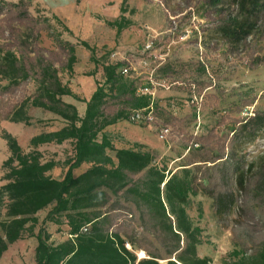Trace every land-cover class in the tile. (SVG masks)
<instances>
[{
	"label": "trees",
	"instance_id": "trees-1",
	"mask_svg": "<svg viewBox=\"0 0 264 264\" xmlns=\"http://www.w3.org/2000/svg\"><path fill=\"white\" fill-rule=\"evenodd\" d=\"M203 1L204 17L228 52L236 53L240 45L247 50L248 69L264 66V0H229L233 9L223 0ZM31 2L0 0V97H20L4 117L29 125L30 107L55 115L63 125L32 136L29 144L69 142L71 152L64 162L41 161L39 152L23 153L15 138L3 132L10 155L2 162L0 258L16 241L34 237V264H211L199 254L202 229L190 213L202 217L201 196L215 225L230 232L229 259L219 264H264V160L246 162L235 148L245 134L255 137L264 128V110L230 118L225 134L212 128L188 133L194 116L177 117L151 94L139 92L135 80L121 73L126 62L99 63L84 41L78 44L91 51L95 67L100 64L101 80L94 81L88 98L80 97L59 77L60 72L72 74L76 44L62 39L47 16L33 15ZM124 21L121 15L114 21L119 30ZM41 32L54 42L52 48L39 44ZM29 83L34 88L26 94ZM193 84L199 90L204 86ZM64 97L84 103L83 113ZM253 102L244 99L242 107ZM150 107L152 123L129 120L133 111ZM120 121L156 130L170 127L185 151L180 162L168 168L156 162V150L140 143L116 146L119 137L111 127ZM60 167L62 175L54 177ZM41 211L45 214L34 231ZM47 224L66 238L52 242ZM142 252L144 257L137 259Z\"/></svg>",
	"mask_w": 264,
	"mask_h": 264
},
{
	"label": "rangeland",
	"instance_id": "rangeland-1",
	"mask_svg": "<svg viewBox=\"0 0 264 264\" xmlns=\"http://www.w3.org/2000/svg\"><path fill=\"white\" fill-rule=\"evenodd\" d=\"M228 2L223 0L227 8H232ZM121 5L122 0H32L30 12L47 16L62 39L76 44L78 60L72 74L59 73L61 81L68 83L75 94L88 98L94 81L101 80L100 64L95 67L89 60L91 51L78 44L84 41L99 63L126 62V75L135 80L139 92H152L158 104L177 117L194 116L188 133L202 134L212 128L219 135L225 134L231 126L230 118H242L255 110H264V66L248 69L247 50L240 45L236 53L228 52L216 27L204 17L207 6L203 0H126L123 13L120 12ZM55 15L69 31L63 30L61 23L53 19ZM120 15L126 25L119 30L114 21ZM39 44L47 48L54 46L45 32H41ZM259 46L260 43L256 49ZM260 53L264 54V50ZM89 72L94 74L87 75ZM194 82H202L203 88L199 90ZM33 88L29 83L26 94ZM18 96L0 97V186L5 182L6 171L2 162L10 155L3 132L15 138L23 153L39 152L41 161L64 162L71 152L69 142L36 147L29 144L32 136L58 129L63 122L55 115L33 107L27 109L31 118L29 125L10 122L4 116L10 106L19 102ZM249 98H254L253 104L242 107V101ZM64 99L73 102L80 115L83 113L84 103L71 97ZM128 123L120 121L112 127L120 138L114 140L116 146L143 142L149 137L158 138L153 125L130 123L131 127ZM178 140V135L170 134L160 145V157L156 162H166L168 168H174L180 162L179 156L185 153L178 146ZM235 148L244 155L246 162L257 164L264 160V128L255 137L245 134ZM62 173L61 167L52 172L54 177H60ZM198 198L204 202L202 217L198 219L194 210L190 212L202 229L198 251L200 255L208 256L211 264H219L221 260L229 259L232 250L230 232L215 225L207 202L201 196ZM44 214L45 211L37 214L38 224L34 231ZM47 230L52 242L66 238L64 232L56 231L53 225L47 224ZM35 244L34 237L16 241L3 253L0 264H34Z\"/></svg>",
	"mask_w": 264,
	"mask_h": 264
},
{
	"label": "built area",
	"instance_id": "built-area-1",
	"mask_svg": "<svg viewBox=\"0 0 264 264\" xmlns=\"http://www.w3.org/2000/svg\"><path fill=\"white\" fill-rule=\"evenodd\" d=\"M121 73L126 75L128 73L127 67H123ZM131 122H145L152 123L153 115L151 107L148 110H136L133 111L129 117ZM170 127L168 126H157V137L162 141H167L170 136ZM196 134V132H194Z\"/></svg>",
	"mask_w": 264,
	"mask_h": 264
},
{
	"label": "crops",
	"instance_id": "crops-1",
	"mask_svg": "<svg viewBox=\"0 0 264 264\" xmlns=\"http://www.w3.org/2000/svg\"><path fill=\"white\" fill-rule=\"evenodd\" d=\"M56 16V15H55ZM66 26V25H65ZM93 89H94V87H93ZM92 89V90H93ZM92 92V91H91ZM90 92V93H91ZM145 93H148V94H151L152 95V92H150V91H147V92H145ZM153 97V96H152ZM68 102H71V101H68ZM71 103H73V102H71ZM74 104V103H73ZM75 105V104H74ZM128 125L129 126H131L132 127V125H130V123H128ZM112 127H114V126H112ZM111 127V129L113 130V128ZM150 128V127H149ZM147 140V141H146ZM162 142L163 141H161V140H159L158 138H151V137H149V138H147V139H145V141H143V142H141V141H137V143H140V144H142V145H144L146 148H151V149H154V150H156L157 151V153H158V151L160 152V145L162 144ZM123 146V145H122Z\"/></svg>",
	"mask_w": 264,
	"mask_h": 264
},
{
	"label": "water",
	"instance_id": "water-1",
	"mask_svg": "<svg viewBox=\"0 0 264 264\" xmlns=\"http://www.w3.org/2000/svg\"><path fill=\"white\" fill-rule=\"evenodd\" d=\"M127 247L129 248V246H127ZM136 256H137V259H140V258L144 257V253L142 252L141 256L136 253Z\"/></svg>",
	"mask_w": 264,
	"mask_h": 264
},
{
	"label": "bare ground",
	"instance_id": "bare-ground-1",
	"mask_svg": "<svg viewBox=\"0 0 264 264\" xmlns=\"http://www.w3.org/2000/svg\"><path fill=\"white\" fill-rule=\"evenodd\" d=\"M138 255H140V256H141V255H142V253H138Z\"/></svg>",
	"mask_w": 264,
	"mask_h": 264
}]
</instances>
